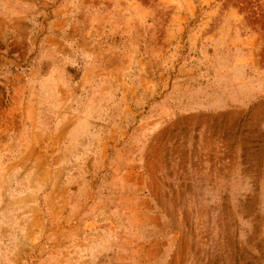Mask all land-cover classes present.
I'll list each match as a JSON object with an SVG mask.
<instances>
[{
    "label": "rangeland",
    "instance_id": "374dc122",
    "mask_svg": "<svg viewBox=\"0 0 264 264\" xmlns=\"http://www.w3.org/2000/svg\"><path fill=\"white\" fill-rule=\"evenodd\" d=\"M0 264H264V0H0Z\"/></svg>",
    "mask_w": 264,
    "mask_h": 264
}]
</instances>
